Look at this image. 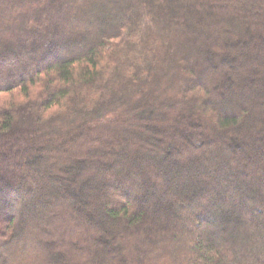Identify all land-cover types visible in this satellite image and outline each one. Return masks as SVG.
<instances>
[{
	"label": "trees",
	"instance_id": "16d2710c",
	"mask_svg": "<svg viewBox=\"0 0 264 264\" xmlns=\"http://www.w3.org/2000/svg\"><path fill=\"white\" fill-rule=\"evenodd\" d=\"M0 264H264V0H0Z\"/></svg>",
	"mask_w": 264,
	"mask_h": 264
},
{
	"label": "rangeland",
	"instance_id": "374dc122",
	"mask_svg": "<svg viewBox=\"0 0 264 264\" xmlns=\"http://www.w3.org/2000/svg\"><path fill=\"white\" fill-rule=\"evenodd\" d=\"M9 165H11L10 163H8V166ZM189 171V170H188ZM230 179V178H229ZM155 197H156V205H158V204H160V203H162V198H161V194L158 192V194L157 193H155ZM5 211H7V210H5Z\"/></svg>",
	"mask_w": 264,
	"mask_h": 264
}]
</instances>
